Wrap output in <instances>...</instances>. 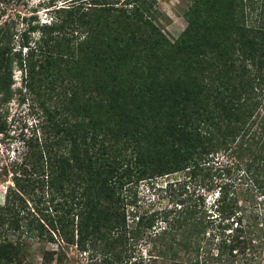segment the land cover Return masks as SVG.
Here are the masks:
<instances>
[{"label": "trees", "instance_id": "obj_1", "mask_svg": "<svg viewBox=\"0 0 264 264\" xmlns=\"http://www.w3.org/2000/svg\"><path fill=\"white\" fill-rule=\"evenodd\" d=\"M47 7L17 48L0 26V99L16 68L37 114L6 174L0 264H64L72 245L90 264H264V0H187L172 39L156 0ZM179 171L213 195L216 240L199 195L137 204L139 182Z\"/></svg>", "mask_w": 264, "mask_h": 264}, {"label": "rangeland", "instance_id": "obj_2", "mask_svg": "<svg viewBox=\"0 0 264 264\" xmlns=\"http://www.w3.org/2000/svg\"><path fill=\"white\" fill-rule=\"evenodd\" d=\"M65 1L67 0H0V26L7 29L8 33L12 32L7 38L9 45L12 48H17V33L28 19L31 20V23L47 21L51 15V10L47 4H61ZM156 2L158 10L162 14L159 18L162 32L169 39L175 38L185 24L181 13L187 4V0H156ZM11 79V92L0 99V204L3 201L4 188L6 184L10 183L9 175H6L9 172L7 171L9 164L24 148L25 141L36 128L37 114L29 95L24 94L23 90L19 92L21 80L20 73L16 68L12 70ZM197 195L203 198V205L212 220V223L207 225L206 237L215 236L217 233L215 226L220 221L216 212L210 208L213 195L206 191L199 175L188 178L185 171L174 172L156 179L142 180L136 188L137 204L149 212L173 208L177 206L175 202L182 199L185 201L184 204L190 203V199H194ZM35 196L37 195L35 194ZM253 200L259 203L261 198L255 196ZM34 201V194L30 195L27 200L28 207L32 208ZM262 206H264L263 203L258 205L259 211H261ZM155 224L156 226L162 225L160 218H156ZM217 236L213 237L212 240H216ZM44 246L54 248L55 243L47 242ZM148 249L149 243H145L144 239H141L130 254L133 258L138 255L147 258ZM212 251H215L214 247ZM89 252L90 249L88 248L82 252H77L73 245L68 246L64 250V264H90ZM33 260L38 261L39 256L34 255ZM211 262H213L212 264H221L218 261L211 260Z\"/></svg>", "mask_w": 264, "mask_h": 264}]
</instances>
